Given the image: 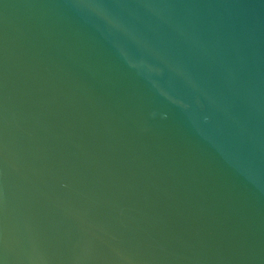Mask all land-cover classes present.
Masks as SVG:
<instances>
[{
  "label": "water",
  "instance_id": "obj_1",
  "mask_svg": "<svg viewBox=\"0 0 264 264\" xmlns=\"http://www.w3.org/2000/svg\"><path fill=\"white\" fill-rule=\"evenodd\" d=\"M0 264H264V0H0Z\"/></svg>",
  "mask_w": 264,
  "mask_h": 264
}]
</instances>
